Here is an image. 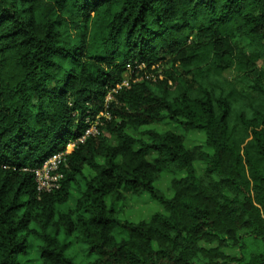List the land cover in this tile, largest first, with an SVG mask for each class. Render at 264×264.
<instances>
[{
    "label": "trees",
    "instance_id": "1",
    "mask_svg": "<svg viewBox=\"0 0 264 264\" xmlns=\"http://www.w3.org/2000/svg\"><path fill=\"white\" fill-rule=\"evenodd\" d=\"M0 264H264V0H0Z\"/></svg>",
    "mask_w": 264,
    "mask_h": 264
},
{
    "label": "rangeland",
    "instance_id": "2",
    "mask_svg": "<svg viewBox=\"0 0 264 264\" xmlns=\"http://www.w3.org/2000/svg\"><path fill=\"white\" fill-rule=\"evenodd\" d=\"M229 75L231 74L229 73ZM153 127L158 130H172L178 134L184 135L186 137V145L189 148H192L195 145L204 144L206 140L205 136L202 133H186L180 126L170 123L168 121L154 124ZM143 132L144 130H142L141 133H138L137 136L139 138L148 140L147 137L142 134ZM197 169L201 171L203 170V166L201 164H197ZM172 178L173 174L164 173L161 177V180L157 184V186L164 190L165 193L168 194V196L172 195V192L169 189ZM125 194L127 196V200H123L121 203H118L115 206L116 210H121L120 218L123 220L139 222L142 220H148L155 213L163 212L162 206L158 202L154 201L148 194L134 196L131 191H126ZM110 203L111 200L108 199V205H110ZM68 241L74 242L72 237H70ZM78 247L79 246H77V243L74 242V252L78 251ZM84 258V255L79 253L78 261L85 262L86 259Z\"/></svg>",
    "mask_w": 264,
    "mask_h": 264
},
{
    "label": "built area",
    "instance_id": "3",
    "mask_svg": "<svg viewBox=\"0 0 264 264\" xmlns=\"http://www.w3.org/2000/svg\"><path fill=\"white\" fill-rule=\"evenodd\" d=\"M98 132L97 125L91 124L87 127L84 136L80 138V141L83 142L87 137L95 135ZM73 148V144L69 145L67 151L60 152L52 156L44 165L34 170L36 177V182L38 190L40 192H51L54 189L60 187V179L62 178L61 174H58L59 166L65 161V157Z\"/></svg>",
    "mask_w": 264,
    "mask_h": 264
}]
</instances>
